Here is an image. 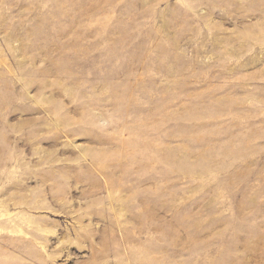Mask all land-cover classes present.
Masks as SVG:
<instances>
[{
    "label": "rangeland",
    "instance_id": "374dc122",
    "mask_svg": "<svg viewBox=\"0 0 264 264\" xmlns=\"http://www.w3.org/2000/svg\"><path fill=\"white\" fill-rule=\"evenodd\" d=\"M0 264H264V0H0Z\"/></svg>",
    "mask_w": 264,
    "mask_h": 264
}]
</instances>
